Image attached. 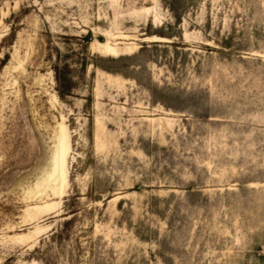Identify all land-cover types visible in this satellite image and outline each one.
<instances>
[{
	"label": "rangeland",
	"instance_id": "1",
	"mask_svg": "<svg viewBox=\"0 0 264 264\" xmlns=\"http://www.w3.org/2000/svg\"><path fill=\"white\" fill-rule=\"evenodd\" d=\"M0 264H264V0H0Z\"/></svg>",
	"mask_w": 264,
	"mask_h": 264
}]
</instances>
